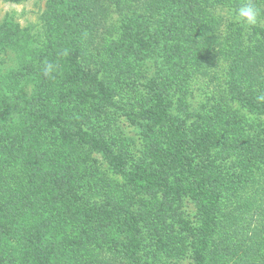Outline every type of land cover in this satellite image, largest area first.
Instances as JSON below:
<instances>
[{
    "label": "rangeland",
    "instance_id": "1",
    "mask_svg": "<svg viewBox=\"0 0 264 264\" xmlns=\"http://www.w3.org/2000/svg\"><path fill=\"white\" fill-rule=\"evenodd\" d=\"M90 1L100 8L89 11L87 0H0V27L12 24L19 28L13 48L7 49L10 37L0 38V140L15 147L0 145L1 183L9 190L8 197L1 194L3 200L12 195L17 200L27 199L29 190L40 183L42 195L36 194L31 202H47L44 221L45 226H51V239L46 245L42 242V247L18 244L16 238L11 243L0 242L1 248L8 246L6 259L20 264H103L105 260L111 264H198L201 203L162 193H137L130 183L137 161L142 160L143 166L150 162L148 145L164 138L170 128L146 115L160 93L172 116L169 121L176 120L191 141L200 137L211 140L208 146L213 144L209 154L199 150L198 158L205 168L212 161L206 179L211 191L220 196L204 264H226L233 257L236 260L228 264H264V234L256 239L254 245L259 249L253 252L245 239L237 242L238 232L231 235L230 225L231 209L239 208L237 217L247 207L238 204L241 199L244 204L249 179L253 216L242 219L240 227L255 228L263 210L259 198L264 194V0H251L261 12V22L251 28L234 19L244 0L188 2V10L203 8L201 14L218 24L221 44L214 45H222L223 37L237 47L236 84L229 54L219 53L217 66L209 75L176 67L171 55H179L177 48L158 44L161 60L157 63L154 55L145 54L147 48L140 55V49L127 45L133 34L144 43H158L155 25L142 22L157 19L151 0ZM156 1L159 13H165L170 0ZM102 14L108 33L102 41L93 40L100 45L96 43L85 52L95 35L91 19L97 21ZM129 16L131 26L125 29ZM206 24L200 26L209 32L212 27ZM191 27L198 41L193 57L201 64L209 47ZM141 28L150 31L145 35ZM179 56L184 59L186 54L180 52ZM49 64L52 70L45 75L43 70ZM4 86L14 94H2ZM50 101L56 103L53 119L71 125L70 133L77 132L80 137H64L32 116ZM66 129L69 127L64 128L67 133ZM83 133L99 140L104 148L83 140ZM24 146L27 148L22 150ZM47 176L55 192L45 188ZM131 217H136L140 226L138 252L124 230V221ZM56 220L62 222L53 226ZM236 252L239 259L233 256ZM251 253H260V259L249 256Z\"/></svg>",
    "mask_w": 264,
    "mask_h": 264
},
{
    "label": "trees",
    "instance_id": "2",
    "mask_svg": "<svg viewBox=\"0 0 264 264\" xmlns=\"http://www.w3.org/2000/svg\"><path fill=\"white\" fill-rule=\"evenodd\" d=\"M137 3L140 2V0H135ZM146 2H149V0H143ZM152 5L151 8L153 9V17H157V19H153L151 21V17L149 19H142L143 23H146L148 25H155V38L157 39L158 43H144L142 38L138 34H133V36L129 37L127 40V45H134L136 49L141 50V54H143L145 51L148 50L145 54L147 55H154L155 62L160 63V57L158 56V44L162 43L163 46H170L174 47V49L177 48V53L180 55V52L182 54H186V57L182 59V56L177 55H171L175 59L171 60L176 67H180L181 69L186 66V69H189L192 72L206 74V72H209V75L212 74L213 69L217 66V60L219 59L221 55L227 56L229 54L233 57V84H236V74L238 71V64L237 59L235 56V51L237 47H235L233 44L228 43V41L222 37L223 43L222 45H214V44H221L218 43L221 37V30L218 27V24L211 19L207 14H201V11H203V8L195 10L191 6H188V2L190 0H170L169 3L166 5L167 9L165 13H159V9L156 7V0H151ZM155 1V4H154ZM192 1V0H191ZM215 1L221 2V0H208V2ZM86 7L89 11L97 10L99 5L95 2H91L90 0H87ZM98 6V7H97ZM161 6V4H160ZM188 10L187 13H183V11ZM61 11V10H60ZM64 11V10H63ZM200 12V13H199ZM162 16V18L160 17ZM204 16V20L199 19ZM66 18V17H64ZM94 22V26L91 28V33L94 34V38L90 39V42L87 45V49L85 52H88L91 50V48L94 46V44L97 43V45H100L99 41H102L103 38L107 35L108 29H106L105 26H103V14L101 17H99L96 20L93 18L91 19ZM132 18L129 16L126 19L127 27L125 29H129L131 25ZM7 21H10L7 20ZM207 23V24H206ZM200 24H206L207 27H212V29L209 32H206V29H203ZM190 26L193 29L198 30V34H200L201 38L204 41L205 46L207 45L209 48L207 50V56L203 60H201V64H198L196 62L197 58H194V52L193 50L196 49V44L198 41H195V33L190 32ZM158 27V29H157ZM135 28V27H133ZM144 30L143 32L145 35L150 31L149 29L141 28ZM160 29V31H158ZM18 27H14L10 24L9 27H0V38L2 37H10L11 40L9 41L7 45V49L13 48L17 43V37H18ZM157 30V31H156ZM214 30V31H213ZM216 30V31H215ZM18 31V32H16ZM212 31V35H210V32ZM197 32V31H196ZM214 32V33H213ZM13 34V35H12ZM15 34V36H14ZM135 35V37H134ZM208 36V39L206 41L205 37ZM29 40V38L27 39ZM93 40L98 42L92 43ZM1 42V40H0ZM80 48L84 45L79 46ZM147 48V50H146ZM217 49V50H216ZM220 50V51H219ZM219 51L218 53H216ZM144 54V55H145ZM75 67H78V62L76 60L74 61ZM172 65V66H174ZM84 74V73H83ZM80 75V74H79ZM81 76V75H80ZM83 78V77H81ZM90 78V77H88ZM1 79V77H0ZM1 86V85H0ZM3 86V85H2ZM12 86V85H11ZM159 86V91L160 92ZM4 93L2 94H8V96L14 94L13 89H10L9 87H3ZM18 93V92H17ZM18 95H20L18 93ZM159 93V97H157L154 101L151 102V106L146 112V115L149 116L150 121L160 122L169 124L170 128L168 131L163 134L164 138L159 140L158 142H152L151 145H148V157L150 159V162L148 165L143 166L140 164L139 160L137 161L135 165V171L131 174L130 177V183L133 185V187L136 189L137 193H146L147 195H155L157 193H162L165 197H184L189 199L198 200L201 203L202 206V231L200 233V238L197 242V249H196V259L198 261V264H204L205 262V252L208 249L209 246V239L213 235L214 231V224L216 222L215 212L219 208L220 204V196L214 194L210 187L209 183L206 179L208 168H211L212 171V161L210 160L208 162L207 168L200 166V159L199 158V150L202 151V149H205L208 154L211 150H209L213 144L211 143L208 146V143L211 141L210 139L206 138H200L197 137L193 141L189 138V134L185 129H183L175 120V122L169 121V118H172L170 113L167 109H165V103L166 99L164 100ZM25 98V97H24ZM25 100L24 103L27 101ZM30 102V100H29ZM51 103L43 106H40L39 112L32 113V116L35 117V119L38 121V123H41L42 125L48 124L50 127H54V129L59 130V133L64 137H72V136H79L77 135V132L74 134L71 132V125H63L59 124L56 120L53 119L54 116H56L53 113V108L55 107V102L50 101ZM45 103V102H44ZM218 113H220V109L218 108ZM69 127V129L64 131V128ZM80 134V132H79ZM80 137V136H79ZM17 138V137H16ZM83 140L86 142H90L95 147L102 149L104 146L100 143L99 140L96 139H90L87 137L85 133H83ZM89 138V139H88ZM14 142L16 140H13ZM29 141L27 140V143ZM0 145L3 146H9V149H15L13 145L8 144L4 140H0ZM32 148L34 149L35 146L30 144ZM12 146V147H11ZM28 146V145H27ZM208 146V147H207ZM27 148L24 146L23 149ZM25 154L24 151H22V156ZM13 162V159L11 160ZM17 162V161H16ZM15 163V162H13ZM121 166V165H119ZM117 168V166H116ZM4 171L0 172V242L5 243V241H11L13 238H16L18 241V244L28 246H41L42 242L46 245L48 238V233H50L51 226L46 225L44 218H46V210L48 209V206L45 201H40L41 204L35 203L38 202L37 200L34 202H31L33 199L32 197L36 196V194L40 193L42 195L40 187V183H35L32 189L29 190V194L27 199H23L20 197V199L17 200L15 195H12L10 199L3 200V196L1 193L4 194L6 197H8V188L4 190V184L1 183L3 179ZM165 175V177H164ZM169 176L168 179H166ZM183 176V177H181ZM46 182L44 183V186L46 189H51L52 192H55L53 190V182L49 180V177L47 176ZM187 182V183H185ZM250 179L246 182V188L245 193H243L244 198V204L243 199H241V202H239L238 206H247L246 209L241 211L239 216L235 217L238 211L235 208L237 206L235 205L230 212V215H232L231 219V235H236V232H238L240 235L237 237V242L244 241L246 242V245L248 248L252 249L253 252L258 251L259 247L255 246L256 239L261 235V233L264 234V194L259 198L260 202L263 204V210L261 211V218L259 219L261 223L257 225L255 228L253 227H246L244 230L240 227V222L244 218H248L249 216H253V213L251 209L249 208V203L251 201L252 192L250 190ZM41 191V192H40ZM56 195V194H55ZM69 198V197H68ZM53 199V196H50V200ZM17 201V202H16ZM17 203L16 205H13V203ZM46 209V210H45ZM13 211H16L13 213ZM79 216V215H77ZM47 219V218H46ZM62 221L56 220L54 225H59ZM126 228L124 230L127 234L130 236V241L132 242V247L136 248V251L138 252L140 250V239L136 236L137 233H139L140 226L139 222L136 217L127 218L124 221ZM250 226V225H249ZM5 235V236H3ZM9 236V237H7ZM5 237V239L3 238ZM65 237V236H64ZM66 238V237H65ZM73 238V237H71ZM51 239V238H50ZM67 239V238H66ZM133 240V241H132ZM50 242V241H49ZM235 242V243H237ZM71 244L77 245L78 243L71 241ZM52 243L50 244V246ZM16 250H19L16 245H14ZM0 262H4V264H20L17 260H9L6 259L8 246L5 248H1L0 244ZM13 250V249H12ZM32 250V248H31ZM41 252V249H39V253ZM238 252V249H237ZM237 252L233 256L238 257ZM254 255L257 259H260L261 255L260 253H251L249 256ZM234 258V259H233ZM231 258V261L236 260V257ZM230 260V258H229ZM231 261H228L229 263ZM222 262V260H221ZM228 262L226 264H228ZM258 262V261H257ZM256 262V263H257ZM103 264H111L109 260H105Z\"/></svg>",
    "mask_w": 264,
    "mask_h": 264
},
{
    "label": "clouds",
    "instance_id": "3",
    "mask_svg": "<svg viewBox=\"0 0 264 264\" xmlns=\"http://www.w3.org/2000/svg\"><path fill=\"white\" fill-rule=\"evenodd\" d=\"M234 19L236 22L249 28L255 27L261 22V12L251 3V0H244V2L236 9ZM51 70L52 65L49 64L45 66L43 71L45 75H48Z\"/></svg>",
    "mask_w": 264,
    "mask_h": 264
}]
</instances>
